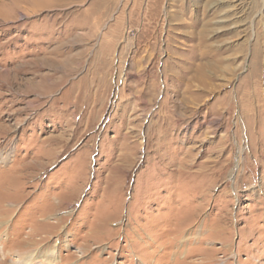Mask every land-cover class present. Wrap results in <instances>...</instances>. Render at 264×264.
Here are the masks:
<instances>
[{
	"label": "rangeland",
	"instance_id": "1",
	"mask_svg": "<svg viewBox=\"0 0 264 264\" xmlns=\"http://www.w3.org/2000/svg\"><path fill=\"white\" fill-rule=\"evenodd\" d=\"M31 1L0 0V264H264V0Z\"/></svg>",
	"mask_w": 264,
	"mask_h": 264
},
{
	"label": "bare ground",
	"instance_id": "2",
	"mask_svg": "<svg viewBox=\"0 0 264 264\" xmlns=\"http://www.w3.org/2000/svg\"><path fill=\"white\" fill-rule=\"evenodd\" d=\"M47 1H42V0H32L31 2H29L34 8H38V6L39 7H41V6H43V4L44 3H46ZM25 249V248H24ZM30 256V260L31 261H33L34 259H35V254L33 253V254H29ZM25 257V256H24ZM26 258V257H25ZM29 259V258H28ZM6 263V262H5ZM27 263H28V261H27ZM26 263V264H27ZM31 263V262H30ZM1 264H3V263H1Z\"/></svg>",
	"mask_w": 264,
	"mask_h": 264
}]
</instances>
